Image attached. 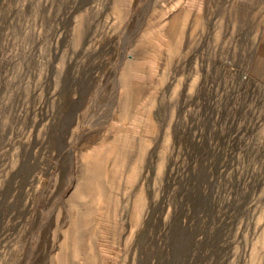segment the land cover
Instances as JSON below:
<instances>
[{
    "label": "rangeland",
    "instance_id": "374dc122",
    "mask_svg": "<svg viewBox=\"0 0 264 264\" xmlns=\"http://www.w3.org/2000/svg\"><path fill=\"white\" fill-rule=\"evenodd\" d=\"M259 44L264 0H0V264H264Z\"/></svg>",
    "mask_w": 264,
    "mask_h": 264
},
{
    "label": "crops",
    "instance_id": "0c3cea01",
    "mask_svg": "<svg viewBox=\"0 0 264 264\" xmlns=\"http://www.w3.org/2000/svg\"><path fill=\"white\" fill-rule=\"evenodd\" d=\"M236 1H247V2H249V1L255 2L256 1V2H259L260 0H236ZM252 7L255 8V4H253ZM261 47L264 48V45L263 46H260V44H259L258 48H261Z\"/></svg>",
    "mask_w": 264,
    "mask_h": 264
},
{
    "label": "bare ground",
    "instance_id": "6f19581e",
    "mask_svg": "<svg viewBox=\"0 0 264 264\" xmlns=\"http://www.w3.org/2000/svg\"><path fill=\"white\" fill-rule=\"evenodd\" d=\"M67 230V229H66ZM77 232V231H76Z\"/></svg>",
    "mask_w": 264,
    "mask_h": 264
}]
</instances>
